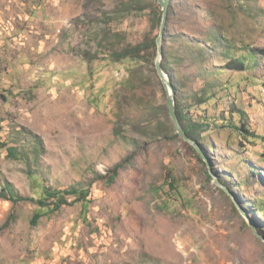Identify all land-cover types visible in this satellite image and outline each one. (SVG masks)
I'll return each instance as SVG.
<instances>
[{"label":"rangeland","instance_id":"rangeland-1","mask_svg":"<svg viewBox=\"0 0 264 264\" xmlns=\"http://www.w3.org/2000/svg\"><path fill=\"white\" fill-rule=\"evenodd\" d=\"M157 14L158 0H0V187L89 190L36 226L37 204L0 198V264H264V59L226 67L264 49V0H171L163 52L189 121L208 124L207 162L150 61L112 59L158 38ZM205 83L216 97L194 105Z\"/></svg>","mask_w":264,"mask_h":264},{"label":"trees","instance_id":"trees-1","mask_svg":"<svg viewBox=\"0 0 264 264\" xmlns=\"http://www.w3.org/2000/svg\"><path fill=\"white\" fill-rule=\"evenodd\" d=\"M128 4H131V3H127V5ZM123 11L125 10L123 9ZM135 11L138 13L140 9H137ZM133 12L134 10H129V13L132 14ZM161 22H162V16H159L158 14L154 16L152 19V23L156 27L157 26L160 27ZM156 41H157V38H151L150 36H147V38L144 39V41L140 43H137L135 45L132 44L128 47L122 48L119 51L113 52L112 59L115 62H120V61H125V60H130L133 62L135 61L137 66L142 65V63L148 59L152 65L153 72L157 73L155 60H156L158 48H157ZM257 57L264 59V49H249L248 48L247 54L244 57H241L238 59H231L227 63L226 67L233 71L242 72V71L247 70L248 66L249 65L251 66L252 63L255 62V59ZM162 66L165 72L167 73V75L169 76L171 82L174 85V79L176 76L173 74V70L171 66L168 64L165 54H163ZM211 88H212V84L205 83L202 87V93H198V92L193 93L192 99H193L194 105H197V106L206 105L211 100H213L216 97V95L212 93ZM174 89L176 92V101H177L176 111H177L179 120L181 122V125L184 129V132L191 140L197 142L201 146L203 152L207 154L201 142L200 132L208 124H206V122L204 121L200 123L189 121L188 115L184 112V105H183L182 91H181L182 87L181 86L176 87L174 85ZM244 129L245 128H243V130L241 131L248 132L247 130H244ZM37 144L39 145V142ZM38 145L32 151L33 156L35 157H38L39 155H41ZM5 146L7 147V145ZM7 151H8L9 157L13 159H18V160L19 159L24 160L28 163V159L30 157L29 153L23 152L21 154L18 151V149L13 148V147H7ZM29 167H31L30 164H29ZM121 167L122 165L120 164V165H117L112 170V175L109 179L110 184H113L116 181L117 177L119 176ZM252 173L256 176L258 174V170H253ZM29 174L32 178V181L34 182L37 181V176L32 171L29 170ZM2 176H3V171L0 166V180ZM174 180L175 179L173 178L172 179L173 183H174ZM33 185L35 186L34 187L35 191H36V188L40 189L37 192L39 196L36 198L23 196L17 191V189L13 187L11 183H5L2 187H0V198L11 201L14 205H17L20 202H27V201L37 204L40 208V212H37L32 219V224L34 226L38 225L41 218L44 217L46 213L44 212L45 210H47L50 213H56V212L61 211L63 207L70 205L68 196H75L76 198L75 200L83 203L84 208L88 207L89 190L82 184H77L75 186L70 187L69 189H64V190L53 189L52 187L45 186V185L38 186V183H33ZM170 186L171 188H173L172 185ZM259 213H261L264 216V208L259 210Z\"/></svg>","mask_w":264,"mask_h":264},{"label":"water","instance_id":"water-1","mask_svg":"<svg viewBox=\"0 0 264 264\" xmlns=\"http://www.w3.org/2000/svg\"><path fill=\"white\" fill-rule=\"evenodd\" d=\"M158 3L162 8L163 14H162V22H161V26H160V35L156 41L157 42V48H158V54H157V59H156L155 65H156V71L158 73V76L161 79L162 84H163V86L166 90V93H167V106H168V110H169V115L173 121V124L175 126L177 134L180 137H182L187 143H189L197 151V153L203 158V160L206 161L205 153L203 152L201 146L197 142L191 140L186 135V133L184 132V129L181 125V122L179 120V117H178L177 111H176V92L174 89V85L171 82L169 76L167 75V73L165 72V70L163 69V66H162L163 54H164L162 40H163L165 30H166V25H167V20H168V11H169V6L171 3V0H158ZM216 182H217V180H216ZM217 184H218V186H220V188H222L223 190L228 192V190L223 185H221L219 182H217ZM228 194H229V196H231L235 206L241 212V214L245 218H247L248 220H251L250 216H248L244 207L240 204V202L237 200V198H235L230 193H228ZM249 225L251 227L253 226L251 221H249Z\"/></svg>","mask_w":264,"mask_h":264},{"label":"bare ground","instance_id":"bare-ground-1","mask_svg":"<svg viewBox=\"0 0 264 264\" xmlns=\"http://www.w3.org/2000/svg\"><path fill=\"white\" fill-rule=\"evenodd\" d=\"M156 236V235H155ZM167 259V258H166Z\"/></svg>","mask_w":264,"mask_h":264}]
</instances>
